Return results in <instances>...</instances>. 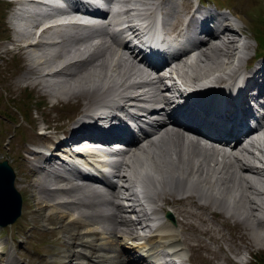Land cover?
<instances>
[{
  "label": "bare ground",
  "instance_id": "bare-ground-1",
  "mask_svg": "<svg viewBox=\"0 0 264 264\" xmlns=\"http://www.w3.org/2000/svg\"><path fill=\"white\" fill-rule=\"evenodd\" d=\"M130 1L143 6L138 14L146 24L160 11L163 33L169 37L179 35L194 20V13H202L198 29L209 39L193 45L192 51L170 57L169 70L164 71L157 65L169 59L167 42L152 34L140 43L148 50V57L139 58L116 33L109 32L116 13L78 34L79 25L75 23H49L53 15L39 12L41 3L14 2L26 16L19 18L24 21L15 29L8 48L27 61L23 82L44 90L43 96L53 100L51 107L76 99L72 121L58 128L61 138L50 135L51 127L46 125L42 127L43 136L35 134L29 141L32 147L28 144L22 149L28 157L19 154L22 166L28 168L26 177L16 179V187L29 193L26 214L39 217L46 210L60 221L59 225H50L52 231H61L65 225L75 229L68 233L70 243L63 242L67 247L63 257L68 260L62 264H72L71 257L86 259V255L71 248L91 247L90 241L82 238L95 241L101 234L112 235L121 245H127L126 250L116 251L112 264H120L123 254L138 251L145 253L139 254L137 260L128 256L129 264H196L200 252L206 253L199 255L206 264H242L245 248L249 251L254 246L245 236L251 237L256 246L264 245V162L249 149L259 146L264 155V143L251 137L259 131L264 133V57L255 67L250 64L252 57L237 59L234 64L239 46L242 51L251 47L247 40L253 20L250 23V17L235 9H229L228 14L215 13L204 7V0H196V4L192 0L180 1L179 10L177 0H121V4ZM229 16L236 25L220 27L219 22ZM127 28L141 33L134 24ZM145 31L148 32L147 25ZM92 38L98 40L93 42ZM150 43H156L158 49L150 51ZM208 77L224 85H218V89L193 86L190 89L196 90H186L196 81L207 82ZM149 101L161 103L166 109L154 112L156 118L150 123L141 122L150 128L141 130L142 136L134 133V128H127L121 117L114 128H102L111 122L103 120L107 117L100 111L103 107L117 109L116 113L125 118L140 119L142 116L131 114L130 108L134 107L130 104L144 106ZM165 114L167 121L163 116L158 119ZM255 118L256 131L248 134ZM96 136H122L128 142V149L118 153L120 159L113 164L112 176L122 185L105 175L94 176L88 159L94 154L86 149L75 153L68 146ZM35 146L45 148L47 153L33 149ZM137 185L141 201L134 189ZM123 200L130 204L124 207L120 202ZM167 211L173 213L171 218ZM148 220L154 221V236L139 237L138 226L146 227ZM220 222L224 227L238 229L237 238L245 245L244 250L243 245L240 247V243L228 240L217 230ZM240 229L247 233L242 234ZM155 242L161 250L154 246ZM92 250L87 257L89 261L96 257L92 264L106 261Z\"/></svg>",
  "mask_w": 264,
  "mask_h": 264
},
{
  "label": "rangeland",
  "instance_id": "rangeland-1",
  "mask_svg": "<svg viewBox=\"0 0 264 264\" xmlns=\"http://www.w3.org/2000/svg\"><path fill=\"white\" fill-rule=\"evenodd\" d=\"M180 1L183 2V0H177V10L181 6ZM204 1V7H208L213 11L218 10L224 13V11L229 12V9L231 11L235 9L243 16L250 17L251 19L248 18V20L250 23L253 20V24L251 23V36L247 41L251 44V47L245 51L244 56H250L253 53L255 55L264 54V45H261L258 40V33L260 34L264 30V0ZM14 9V3L10 2V0H0V161L7 160L12 167L15 174L14 186L21 195L22 205L21 214L13 223L0 226V264H62L68 260V258L63 257L64 254H67V247L63 246V242L70 243L69 238H67L69 237L68 233L72 234L75 229L72 226L65 225L61 228V231H52L53 229H49L50 225H59L60 221L59 219H54L55 216L49 215L46 210H43V214L39 217H35L33 214H26L29 193H25L16 187V179L17 177H26L28 172V168L22 166V160L19 158V154L28 157V154L23 152L22 149L29 144V141L34 138L35 134L43 136V133H41L43 131L42 127L46 125L51 127L50 135H57L56 137L60 138L59 131L61 130L58 128L72 121L75 114L72 111L75 107L76 99H70L68 102L63 101L57 103L55 107H51L50 105L53 100L43 96L44 90H39L35 87L31 88V86H26V83L23 82L22 75L24 74V65L27 61L22 58L20 53L9 50L12 38L15 36V29H18V24L24 21H18L15 26L10 23V16L13 14ZM172 18L173 16L168 20L169 23L173 21ZM255 42L259 47L256 46ZM7 48L9 51H7ZM245 57L242 56L239 59H245ZM234 62L235 64L237 63V61ZM55 131L58 134H55ZM29 147L31 148L32 146L30 145ZM33 149L35 148L33 147ZM262 179L264 180V177ZM216 228L217 230H221L228 240L236 241L237 244L240 243V247L243 245L242 250H244L245 245L237 238L238 229L224 227L221 225V222L216 224ZM240 230L244 235L247 233L245 229ZM79 231L83 232L84 229H79ZM228 233L229 235L232 234V236H229ZM82 239L90 241L91 247L77 246L71 248L75 253L86 255V259L69 258L72 264H75V262H81L82 264L95 263L97 260L95 256L90 261L87 259L92 249L99 258L106 259L105 262L100 264H112L110 260L116 251L125 249L127 246L125 244L121 245L116 237L109 234H101L99 239L95 241H91V237H84ZM244 239L254 246L249 251L247 250L248 248H245L247 253L242 255L244 261L241 263L264 264V245L263 247L256 246V242L252 241L251 237L248 236H245ZM154 244L155 247L161 250L162 247L157 242ZM100 247L103 248L101 249ZM142 253L144 254L145 251L130 253V255H128L129 253H125L120 257V264H129L128 256L129 259L135 258L137 260L139 254ZM227 253L233 258L236 255L231 251ZM187 254L185 253V256ZM205 254V252L202 254L201 252L197 253L196 264H206L199 257V255ZM42 259L44 261H41ZM247 260L250 262H247ZM143 264L148 263L145 261Z\"/></svg>",
  "mask_w": 264,
  "mask_h": 264
},
{
  "label": "water",
  "instance_id": "water-1",
  "mask_svg": "<svg viewBox=\"0 0 264 264\" xmlns=\"http://www.w3.org/2000/svg\"><path fill=\"white\" fill-rule=\"evenodd\" d=\"M15 174L7 160L0 161V226L13 223L21 214L22 199L14 186Z\"/></svg>",
  "mask_w": 264,
  "mask_h": 264
},
{
  "label": "trees",
  "instance_id": "trees-1",
  "mask_svg": "<svg viewBox=\"0 0 264 264\" xmlns=\"http://www.w3.org/2000/svg\"><path fill=\"white\" fill-rule=\"evenodd\" d=\"M264 31V30H263ZM261 32L260 34H259V36H258V40H259V43L261 44V45H264V32ZM259 44V45H260Z\"/></svg>",
  "mask_w": 264,
  "mask_h": 264
}]
</instances>
